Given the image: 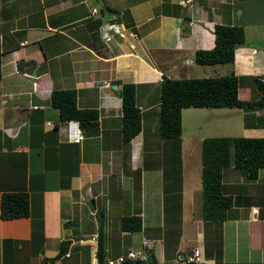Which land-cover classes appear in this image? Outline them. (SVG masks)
<instances>
[{"label": "crops", "instance_id": "0c3cea01", "mask_svg": "<svg viewBox=\"0 0 264 264\" xmlns=\"http://www.w3.org/2000/svg\"><path fill=\"white\" fill-rule=\"evenodd\" d=\"M111 13L123 35L104 40L98 26ZM215 23L240 25L243 42L231 62L197 63L194 50L213 45ZM0 51V193L25 191L29 202L26 215L0 217V264H95L97 254L124 257L114 264L150 255L181 264L187 248H198L201 264H264V167L246 179L244 169L223 166L220 192L230 205L223 219H204L203 136L183 143L181 122L183 111L226 107L205 124L224 127L228 112L237 135L264 136V103L188 105L178 137L157 129L165 76L233 72L239 99L261 97L264 0H0ZM114 80L135 86L140 128L127 142ZM64 88L75 90L76 106L97 110L94 123L58 119L49 95ZM178 144L180 158L170 162ZM126 215H138L140 227L124 229ZM61 240L66 251L49 260Z\"/></svg>", "mask_w": 264, "mask_h": 264}, {"label": "trees", "instance_id": "16d2710c", "mask_svg": "<svg viewBox=\"0 0 264 264\" xmlns=\"http://www.w3.org/2000/svg\"><path fill=\"white\" fill-rule=\"evenodd\" d=\"M243 42L240 25L215 23L213 45L194 50L193 60L200 64L231 62L234 48ZM1 54V51H0ZM120 83L121 138L127 142L140 128L139 109L135 104V86L132 82ZM158 129L163 138L178 137L181 131L180 109L184 106H242L264 103V88L257 100H242L237 97V76L233 72L215 76L163 77L159 86ZM49 103L57 108L58 119H75L79 125L92 124L97 118L95 108L78 107L73 88L53 89ZM232 151V159L230 157ZM201 163V210L204 219H223L230 198L220 192L221 168L229 163L244 169L246 179H253L257 170L264 167V136L212 135L200 142ZM29 202L25 191L4 190L0 193V217L9 218L28 213ZM124 229H138L140 217L126 215L121 219ZM97 250L102 253L99 236ZM67 249V241L61 240L57 258ZM201 264V263H199Z\"/></svg>", "mask_w": 264, "mask_h": 264}, {"label": "rangeland", "instance_id": "374dc122", "mask_svg": "<svg viewBox=\"0 0 264 264\" xmlns=\"http://www.w3.org/2000/svg\"><path fill=\"white\" fill-rule=\"evenodd\" d=\"M203 108H205V107H203ZM209 108H211V107H207L206 109H197L196 111H193V112H185V111L182 112L181 122L183 124V129H182L183 143L190 142V140H189L190 136H192L193 138H195V137L198 138L199 136L204 137V136H209V135H225V134L237 135L238 134V131H239V130H237V124H239L238 119L236 116H233L232 113H228V112H227V114L230 115V118H225L226 125L224 127H221V128L215 127L213 130H212V127H214V126L208 127L207 124H205L206 123L205 121H207L209 117L215 116L212 113H216L217 111L228 110L226 107H216V109H209ZM196 122H198L200 125L196 126L195 125ZM213 123H214V121H213ZM181 127H182V125H181ZM181 147H182V145H181ZM194 154L191 153L192 157ZM178 155H179V144L176 145V153L174 155L170 156V162H172V160H178ZM230 157L232 159V151H230ZM179 158H180V155H179ZM196 158L200 160L199 152H198V156L196 155ZM199 163H200V161H199ZM177 164H178V165H176L177 166V170H176L177 172L175 171L174 175L179 174L178 172L180 170V161H178ZM200 177H201V163H200ZM188 254H190V252H189V249L187 248L186 250H184V256H187Z\"/></svg>", "mask_w": 264, "mask_h": 264}, {"label": "built area", "instance_id": "2783aa9c", "mask_svg": "<svg viewBox=\"0 0 264 264\" xmlns=\"http://www.w3.org/2000/svg\"><path fill=\"white\" fill-rule=\"evenodd\" d=\"M115 15L114 13L107 15L106 17H103V19L101 20L100 24H99V33L102 39L104 40H109L111 38V34L113 32L118 33L119 35H123V32L121 30V28L119 27V24L112 20L114 19ZM82 137V134L80 133L79 129L76 132V136L73 137L74 141H77L78 139H80ZM143 242L147 245H149L151 243L150 240L148 239H143ZM65 255H68V252L65 253ZM126 256L130 259H135V258H139V255H137L134 251H128ZM146 254H142L141 258H145ZM123 256H117L114 259H107L104 261V264H114V263H118L120 261L123 260ZM201 263V259L199 257V250L198 248H193L190 252L189 255L181 258V264H199ZM85 264H91L90 263H85Z\"/></svg>", "mask_w": 264, "mask_h": 264}, {"label": "water", "instance_id": "95a60500", "mask_svg": "<svg viewBox=\"0 0 264 264\" xmlns=\"http://www.w3.org/2000/svg\"><path fill=\"white\" fill-rule=\"evenodd\" d=\"M116 91H117L118 93L120 92L119 89H116ZM146 261H149V262H151L152 264H158V263L155 262L153 256H151V255H150V256H147V258H146L145 260H140V261H138L136 264H143V263H145ZM95 264H104V263H103V260H102V257H101L100 254H97V255L95 256ZM168 264H173V263H168Z\"/></svg>", "mask_w": 264, "mask_h": 264}, {"label": "clouds", "instance_id": "9594fccd", "mask_svg": "<svg viewBox=\"0 0 264 264\" xmlns=\"http://www.w3.org/2000/svg\"><path fill=\"white\" fill-rule=\"evenodd\" d=\"M95 262V261H94ZM103 263H104V261H103Z\"/></svg>", "mask_w": 264, "mask_h": 264}]
</instances>
